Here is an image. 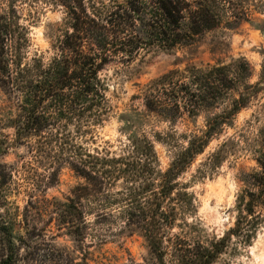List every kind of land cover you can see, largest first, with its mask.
<instances>
[{"label": "rangeland", "instance_id": "374dc122", "mask_svg": "<svg viewBox=\"0 0 264 264\" xmlns=\"http://www.w3.org/2000/svg\"><path fill=\"white\" fill-rule=\"evenodd\" d=\"M123 1L87 0L90 9L96 6L103 10ZM252 3L256 4L254 0ZM260 6L255 7L252 20L234 28L212 30L192 45L143 52L130 62L117 59L108 64L101 77L107 85L110 110L101 124L85 134H76V122L72 121L68 130L74 142L90 152L106 147L114 155L127 156L132 154L134 144L143 146L148 140L154 147L158 168L167 170L190 140L204 133L208 119L221 113L236 95H230L216 109L170 121L146 108L144 94L154 80L171 70L228 63L241 57L254 69L249 82L263 81L264 4ZM8 12H13L24 28L21 49L13 52L12 58L22 65L34 60L48 64L70 29L68 9L57 0H0V13ZM261 86L251 102L179 175L178 181L185 184L195 205L192 212L178 216L166 236L156 240L162 243L154 251L144 231L136 226L124 228L118 206L106 209L114 217L102 222L94 218L97 209L88 208L92 212L88 217L89 235L79 239L69 233L62 225L63 213L68 210L65 204L83 179L67 162L50 165L48 158L39 162L28 147L36 141L33 135L28 134L19 143L17 126L27 121V113L21 108L23 95L17 90L9 92L0 84V264L10 254L17 264H180L175 261L172 242L192 248L199 243L209 246L221 237L226 238V246L212 264H264V229L249 243L230 234L244 189L241 173L256 167L259 140L264 134V83ZM55 169L56 177L51 175ZM125 186L120 180L111 192ZM80 211L81 205L75 212L76 219Z\"/></svg>", "mask_w": 264, "mask_h": 264}, {"label": "trees", "instance_id": "16d2710c", "mask_svg": "<svg viewBox=\"0 0 264 264\" xmlns=\"http://www.w3.org/2000/svg\"><path fill=\"white\" fill-rule=\"evenodd\" d=\"M57 1L68 9L71 22L59 41L58 54L48 64L34 60L22 65L12 58L13 52L21 49L24 28L13 12L0 13V84L9 92H22L21 108L27 113V121L17 126L19 143L33 135L36 141L28 147L39 162L44 158L50 165L67 162L83 179L65 204L68 210L63 213L62 225L69 233L79 239L89 235L92 212L88 208L97 209L94 218L102 222L114 217L105 210L118 206L124 228H140L157 251L162 240H156L166 236L178 216L192 212L195 205L185 184L178 181L179 175L260 92L264 80L249 82L254 69L243 57L171 70L154 80L144 94L145 106L170 121L216 109L236 95L228 107L208 119L204 133L194 136L164 171L158 168L148 140L143 146L134 144L127 156L114 155L106 147L90 152L74 142L68 128L75 121V133L85 134L104 121L110 106L101 73L108 64L117 59L130 62L143 52L173 51L198 42L217 28H234L252 20L255 7H261L264 0H254L257 6L253 0H124L106 10L90 9L87 0ZM255 161V168L241 173L244 189L230 229L231 236L245 243L264 229V134ZM52 174L56 177V169ZM120 180L126 186L111 192ZM226 242L221 237L209 246L183 247V242L171 246L180 264H212ZM1 264H17L16 258L10 254Z\"/></svg>", "mask_w": 264, "mask_h": 264}]
</instances>
